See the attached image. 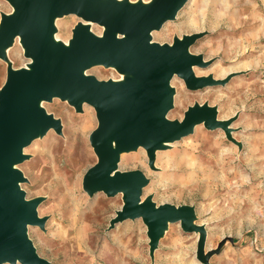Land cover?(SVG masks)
I'll list each match as a JSON object with an SVG mask.
<instances>
[{
  "label": "rangeland",
  "instance_id": "rangeland-1",
  "mask_svg": "<svg viewBox=\"0 0 264 264\" xmlns=\"http://www.w3.org/2000/svg\"><path fill=\"white\" fill-rule=\"evenodd\" d=\"M106 1L126 6L141 0ZM12 9L11 2L0 0V26L2 17ZM82 20L75 15L56 16L55 22L61 25H54L52 34L67 38L70 44ZM188 35L199 36L189 47L205 65L196 69L199 79L226 81L189 90L176 76L170 83L175 110L168 117L182 121L190 108L209 106L215 108L217 117L229 121L226 126L233 128L228 131L230 137L225 138L221 128L211 131L203 127L204 133L216 132L209 135L210 142L195 140L190 134L172 150L153 153V159L142 146L121 151L118 168L121 173L140 171L145 175L148 182L142 189L143 199L151 197L157 206L167 203L191 208V224L201 231H184L179 222L168 224L151 254L142 219L110 224L121 211L123 194L89 195L83 189L86 171L100 161L89 139L99 127L97 112L86 102L78 110L70 100L53 97L43 105L60 124L59 132L50 129L43 139L32 142L25 148L24 160L17 164L25 177L22 189L27 199L41 198L43 202V224L29 226L27 237L49 264H104L106 258L114 261L117 253L122 261L133 264H264V0H191L174 20L153 31L151 40L152 44L171 46ZM16 48L12 67L19 69L29 60L18 44ZM8 69L0 60V90ZM86 71L99 82L119 85L138 81L133 73L102 64ZM87 121L84 145L77 149L84 154L75 173L79 184L72 198L79 201L74 210L63 193L56 192L55 159L72 143L74 128ZM64 170L62 166L60 173ZM124 223L133 226L128 234L121 232ZM58 230L63 231L61 240L52 242L50 238ZM130 244L137 249L117 252L119 246Z\"/></svg>",
  "mask_w": 264,
  "mask_h": 264
},
{
  "label": "water",
  "instance_id": "water-1",
  "mask_svg": "<svg viewBox=\"0 0 264 264\" xmlns=\"http://www.w3.org/2000/svg\"><path fill=\"white\" fill-rule=\"evenodd\" d=\"M15 8L10 18L2 17L0 48L21 35L34 71L8 69V78L0 92V264H49L41 258L27 237L29 226H42L36 207L20 189L18 170L12 167L24 160L22 150L39 132H59L60 124L35 104L51 97L70 100L79 110L84 102L95 108L99 127L89 139L100 161L85 174L83 189L89 195L103 192L109 197L123 194V206L110 222L142 219L147 226L151 254L158 246L160 231L179 222L184 231L193 232L192 209L155 205L145 199L143 187L148 180L140 171L120 172L118 151L146 149L154 158L152 142H171L191 134L193 125L226 129L216 123L215 108H190L182 123L168 122L173 89L170 82L178 76L189 90L225 84V80L196 79L192 66L204 67L189 47L199 37L188 35L171 46L151 44L150 33L174 20L188 0H162L147 13H129L117 3L96 0H8ZM75 15L107 31L102 38L92 36L78 26L69 48L62 50L52 40L53 17ZM113 66L133 73L135 82L125 85L99 82L82 72L95 65ZM118 144L116 151L112 144ZM126 200V201H125ZM112 226V227H113ZM110 227V226H109ZM201 231V230H200ZM202 241V240H201ZM204 243V242H203ZM200 243V247H202Z\"/></svg>",
  "mask_w": 264,
  "mask_h": 264
},
{
  "label": "bare ground",
  "instance_id": "bare-ground-1",
  "mask_svg": "<svg viewBox=\"0 0 264 264\" xmlns=\"http://www.w3.org/2000/svg\"><path fill=\"white\" fill-rule=\"evenodd\" d=\"M97 2H100V1H106V0H96ZM162 0H141L140 2H134V3H131V2H127L126 3V6H121L123 9H125L127 12L129 13H139V14H142V13H147L149 12L150 10H152V8L159 2H161ZM191 1V0H188V2ZM117 5H120L119 3H117ZM204 5V4H203ZM15 12V8L13 7L12 9V13L7 15L5 18H10L12 14H14ZM217 13V12H216ZM2 14V13H1ZM214 14V13H213ZM210 15V14H209ZM214 17V16H213ZM176 18V17H175ZM56 20V17L54 16L53 17V26L55 25L56 27H58V25H61V24H57V22H55ZM59 22V21H58ZM79 22V21H78ZM60 23V22H59ZM63 23V22H62ZM209 24V23H208ZM79 28H85L87 30L88 33H90L92 36L94 37H97V38H102L105 34V32L107 31L103 26H102V29H100L99 25L97 24H94L92 22H89L87 20H82V22L79 24ZM2 27V26H1ZM0 27V29H1ZM213 27H216V26H213ZM65 29V28H64ZM56 30V29H55ZM199 31V30H198ZM152 33L149 34V37H151ZM154 37V36H153ZM52 40L55 42L56 45H60L62 50H66L69 48V40L67 38H62L61 37H58V35H54L52 34ZM182 40V39H180ZM152 44V40L150 42ZM19 45L23 51V53H25L26 55H28L27 51H26V48L23 44V41H22V37L21 35L17 34L16 36H14L10 42V44L6 45V46H3L2 48H0V60H2L3 62H6L7 65H8V68L10 70H25L27 72H30V71H34V65H35V62L33 60L32 57H28V63L26 64H22L21 67L19 69H14L12 67V64H13V57L12 56H15L14 58L16 59V55L18 54V48H16V45ZM20 49V51H21ZM20 53V52H19ZM189 53L192 54L189 50ZM19 59V58H18ZM25 59V58H24ZM15 62V61H14ZM110 67H113V66H110ZM198 66H192L191 67V70L194 74V77L196 79H199V77L196 75V69H197ZM2 71V70H1ZM123 73V72H122ZM1 75V74H0ZM5 75V74H4ZM82 76H88L87 75V71H83ZM232 75V74H231ZM3 76V74H2ZM176 76L174 75V77L172 78V80H174ZM128 78V77H127ZM172 82V81H171ZM170 82V83H171ZM126 83H123V85H125ZM115 86H118L116 84H113ZM172 88V87H171ZM1 92V90H0ZM174 94V93H173ZM173 94H172V98H171V101L173 102L174 104V101H173ZM52 98V97H51ZM45 100H42V99H38L36 101V104L35 106L38 108V109H43L45 111V113L48 115L47 111L45 110L44 108V105H43V102ZM174 107V106H173ZM172 109L167 113L165 119L168 121V122H172L175 121V119H170L168 117L169 113L172 111V110H175V108ZM203 106H200L199 108L201 109ZM180 109V108H179ZM217 113V112H216ZM215 113V117H216V123H226L225 120H223V118L221 117H217V114ZM174 114V113H173ZM174 118V117H172ZM179 122V124L182 123V121H177ZM229 122V121H228ZM88 121L75 127L74 128V133L72 136L73 137V141L71 144L68 145V148L63 151L62 154H58L56 156V159H55V166H54V173L55 175L57 176L56 178H54V181L53 183L56 185L57 187V190L56 192H59V193H63V196H64V199H65V202L68 203L69 207L71 206L72 209L75 210V207H76V204H78V201L77 198H72V196H74L73 194L74 193V188L78 186V181L76 180L75 182V178H76V175L75 173L77 172V170L80 168V163L81 161H83V154L82 151H78L77 149L79 148V146L81 144L84 145V142H85V134H86V130L88 129ZM203 127H205V122L203 123H196L193 125V129H192V132H191V135L190 136H194V139L195 140H199L201 138H206L208 139V141L210 142V139H209V135H214L216 132H209V133H204L203 131ZM220 128V127H218ZM217 127L216 128H210L212 129L211 131H216V129H218ZM233 128L228 124V126H226V129H220L221 131L223 130V133L225 136V138H228L230 137L228 131H231ZM209 130V129H208ZM218 130V131H220ZM45 133H43L42 131L39 132L38 136L35 137L32 142L34 141H38V140H41L43 139ZM188 136V135H187ZM185 136V137H187ZM221 136V135H220ZM185 137H182V138H185ZM182 138H177V139H174V141H171V142H152V141H149V143L151 145H153L154 147V151L153 153L155 154L156 151H160L161 150H172L175 146L176 143H178L180 140H182ZM214 138V137H213ZM232 139V138H231ZM208 142V143H209ZM32 144V143H31ZM215 145H221L223 144V142L219 143V142H216L214 143ZM113 148L118 151V144L116 142H114L112 144ZM139 146H137L136 148H138ZM26 148V147H25ZM25 148H23L22 150V154L21 156H25ZM81 149V148H80ZM84 152V151H83ZM121 152L118 151V154H120ZM61 158H67L64 160H62ZM19 165H15L12 167V170L13 171H16L17 168H18ZM53 166V165H52ZM62 166L65 167V170L60 173V171H62ZM23 177V176H22ZM52 177V176H51ZM25 181V177H23L22 181L19 182V187L20 189L23 191L22 189V185H23V182ZM50 183V182H49ZM51 186V185H50ZM49 186V187H50ZM25 189V188H24ZM47 189V188H46ZM40 190V189H39ZM48 190V189H47ZM52 190V189H51ZM44 192V191H43ZM122 194H125V193H122ZM61 195V194H60ZM28 196V195H27ZM40 198V197H39ZM41 199V198H40ZM39 199V203L36 207V212L38 214V218H41L40 216V206H42L43 202L41 203V200ZM68 199V200H67ZM88 199L85 200V202L87 203ZM126 201V200H125ZM122 210V209H121ZM120 212V211H119ZM118 212V213H119ZM77 226V225H76ZM78 227V226H77ZM165 228L164 227L160 233H159V236L161 234H163V232L165 231ZM77 234H80V229H77ZM63 235V231L62 230H58L57 232L53 233L50 240L53 242V241H60L61 240V237ZM159 238V237H158ZM47 245V243H46ZM48 246V245H47ZM62 248L59 250L61 251ZM58 251V252H59ZM63 251V250H62ZM64 252H66V250H64Z\"/></svg>",
  "mask_w": 264,
  "mask_h": 264
},
{
  "label": "crops",
  "instance_id": "crops-1",
  "mask_svg": "<svg viewBox=\"0 0 264 264\" xmlns=\"http://www.w3.org/2000/svg\"><path fill=\"white\" fill-rule=\"evenodd\" d=\"M122 226H123V227L121 228V232H122L123 234H124V233L128 234V233H130V232L132 231L133 226H131L130 224L124 223ZM162 237H163V236H162ZM159 239H160V238H159ZM158 243H159V241H158ZM136 249H137V248L134 247L133 244H130V246H129V247H126V248H123V246H121V247L119 246V248L117 249V252L124 251V250H131V251H134V250H136ZM90 250H91V249H90ZM91 251H92V250H91ZM103 251L105 252L106 249H104ZM115 251H116V250H115ZM125 256H126V255H125ZM121 258H122V256L118 255V253H117V254L115 255V257L113 258L114 261H112V260L106 258V259H104L102 262H103L104 264H133V263L130 262L129 260H128V261H127V260L122 261Z\"/></svg>",
  "mask_w": 264,
  "mask_h": 264
}]
</instances>
